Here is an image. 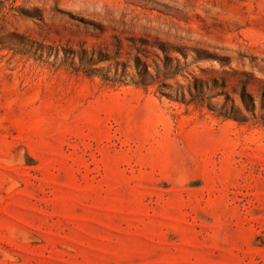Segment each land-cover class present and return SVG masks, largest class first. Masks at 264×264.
I'll use <instances>...</instances> for the list:
<instances>
[{
    "label": "rangeland",
    "instance_id": "rangeland-1",
    "mask_svg": "<svg viewBox=\"0 0 264 264\" xmlns=\"http://www.w3.org/2000/svg\"><path fill=\"white\" fill-rule=\"evenodd\" d=\"M0 264H264V0H0Z\"/></svg>",
    "mask_w": 264,
    "mask_h": 264
}]
</instances>
